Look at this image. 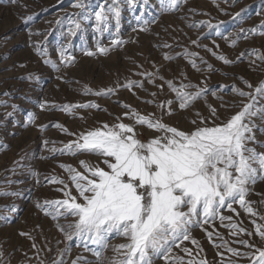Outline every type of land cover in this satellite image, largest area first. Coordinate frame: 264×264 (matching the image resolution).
I'll use <instances>...</instances> for the list:
<instances>
[{
	"label": "rangeland",
	"instance_id": "rangeland-1",
	"mask_svg": "<svg viewBox=\"0 0 264 264\" xmlns=\"http://www.w3.org/2000/svg\"><path fill=\"white\" fill-rule=\"evenodd\" d=\"M169 2L135 0L133 6L129 0H0V250L4 253L0 264H52L66 247L70 251L63 256L65 264H98L95 251H102L104 264H108L115 255L113 247L126 243L116 234L106 239V248L91 242L85 248L78 238L70 242L57 224L66 225L73 218L54 220L46 214L50 209L37 207V203L65 198L57 190L64 186L49 182L48 177L64 180L76 195L70 175L61 164L85 172L81 160L99 163L94 155L73 156L52 149L59 150L77 140L79 134L104 124L132 125L135 114L152 119L163 116L164 123L182 131L193 130V120L199 124L203 119L209 126L219 124L251 102L233 88L256 95L255 88L264 82V60L260 58L264 55V0H176L171 9L165 10ZM78 3L85 6L76 7ZM115 6L121 12L118 30L115 18L108 13ZM101 8L109 15V23L97 31L94 14ZM74 22L80 28L69 37ZM116 39L123 43L113 44ZM98 47L109 51L101 54ZM61 49L74 60H62ZM87 51L96 54L89 56ZM221 56L231 63L219 59ZM45 60L53 61L59 71ZM29 76L32 78L22 79ZM129 81H139L143 87L126 88ZM168 81L181 91H206L190 107L181 109ZM188 84L195 87H182ZM109 88L115 89L109 96L94 94ZM86 89L92 94L86 95ZM166 101L172 102L165 105L171 115L158 107ZM89 102L100 107L58 110L59 106ZM41 104H45L43 109ZM125 104L130 107L126 109ZM211 108L216 109L215 116ZM255 108H264V96L256 95ZM32 113L35 122L29 124ZM252 120L256 142L247 146L264 152V120L259 115ZM135 131L145 142L159 134L138 124ZM6 192L15 194L3 195ZM258 194H264V180H258L246 197L253 202L255 215L238 203L232 205L235 211L221 208L214 221L191 229L200 248L184 241L172 255L190 259L182 251L187 247L195 261L203 258L208 264H219L223 259L224 264L229 260L250 264L248 258L214 245L226 241L228 247L243 253L249 251L239 243L243 239L264 248L257 233V226L264 229V195ZM220 215L232 217L231 223L246 231L233 235L234 230L227 227L229 221L222 223ZM21 232L29 235L22 236ZM208 232L213 233L212 239ZM155 264L165 262L157 260Z\"/></svg>",
	"mask_w": 264,
	"mask_h": 264
},
{
	"label": "snow or ice",
	"instance_id": "snow-or-ice-1",
	"mask_svg": "<svg viewBox=\"0 0 264 264\" xmlns=\"http://www.w3.org/2000/svg\"><path fill=\"white\" fill-rule=\"evenodd\" d=\"M129 3L134 6L135 0H129ZM175 4L176 0H170L165 10L171 9ZM75 6L83 8L85 5L78 3ZM108 13L115 18L118 30L120 8L111 7ZM94 15L97 31H102L101 26L106 27L109 23V15L103 8ZM236 15L239 16L240 13ZM79 28L80 24L74 22V27L69 28V37L74 36ZM244 31L241 29L242 33ZM248 31L255 32V29ZM112 43L118 45L123 41L116 39ZM98 51L107 54L109 49L98 47ZM65 52L66 49H61L62 60H74V57H67ZM39 54L44 53L41 51ZM85 54L93 56L96 53L87 51ZM243 55L244 53L241 54ZM260 58L264 60V55ZM219 59L231 63L223 56ZM44 63H51L59 71L58 65L53 61L45 60ZM193 65L195 66L194 62ZM153 75L149 74L150 77ZM168 84L177 93L181 109L190 107L192 102L206 91L201 89L198 92H185L176 88L172 81H168ZM136 85L143 87L139 81H129L125 87L131 88ZM182 87L195 86L188 84ZM248 87L251 88L252 85L248 83ZM233 91L241 97H248L251 102L244 104L239 112L219 124L214 122L209 126L203 119L199 124L197 120H193L192 124L196 125L194 129L182 131L164 123L163 116L152 119L135 114V123L132 125L120 122L110 127L104 124L101 128L79 134L77 140L59 150L52 149L51 151L73 156L94 155L99 159V163L81 160L80 164L85 172H79L71 165L61 164L60 167L70 175L76 195L72 194L64 180L48 177L49 182L64 186L57 190L63 192L65 198L46 201L44 205L37 203V207L50 209L46 214L52 216L54 220L59 217L73 218L70 223L57 224V227L66 240L71 242L78 238L85 248H88L89 242L106 248L105 241L112 234L123 237L126 243L113 247L115 255L109 258L108 264H155L157 260H162L165 264H208L203 258L198 261L192 259V250L187 247L182 251L190 257L188 260L180 255H172L173 249L180 247L184 241H190L200 248L199 241L191 236V229L194 226L203 227L210 220L214 221L219 209H232L233 203H238L246 212L255 215L251 207L253 202L246 200V197L258 180H264V152H257L255 148L247 146L249 142H256L253 133L256 125L252 118L259 115L260 119L264 120V108H255L256 95L264 96V82L255 88L256 95L235 88ZM114 92V88H109L94 94L109 96ZM85 94H92L91 89H86ZM171 103L166 101L158 107L162 113L171 115L170 109L165 111V105ZM40 107L43 109L45 104H41ZM99 107L89 102L59 106L58 110L70 112L75 108ZM123 107L127 109L130 106L125 104ZM210 110L215 116L216 109ZM8 115L11 116L12 113ZM34 122L35 114H29L28 123ZM137 124L159 134L146 142L141 141L135 131ZM54 126L63 129L62 125ZM14 194L3 193L5 196ZM261 203H264V200ZM201 213L203 220L200 219ZM219 219L222 223L225 220L229 221L227 227L234 230L233 235L246 231L231 223L230 216L220 215ZM257 233L261 241H264V229L261 226H257ZM20 235L29 234L21 232ZM207 235L212 239V232H208ZM239 243L249 251L241 253L235 248L228 247L226 241L214 246L217 249L224 248L234 256L246 257L250 264H264V248H257L243 239ZM33 247H36L35 243ZM69 251L70 249L66 247L58 252L60 258L54 259L52 264H65L63 256ZM94 254L99 258L98 264H104L102 251H95ZM3 255V251L0 250V260L3 259ZM220 255L223 257V253ZM41 264L44 262L41 261ZM73 264H78V261H73ZM219 264H224L223 259ZM228 264L237 262L229 260Z\"/></svg>",
	"mask_w": 264,
	"mask_h": 264
}]
</instances>
